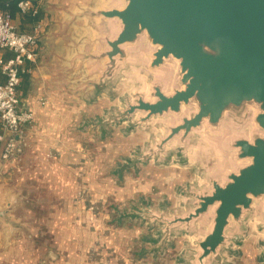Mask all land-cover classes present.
Segmentation results:
<instances>
[{
	"label": "water",
	"instance_id": "water-1",
	"mask_svg": "<svg viewBox=\"0 0 264 264\" xmlns=\"http://www.w3.org/2000/svg\"><path fill=\"white\" fill-rule=\"evenodd\" d=\"M71 17L86 29L74 91L104 103L77 128L139 140L119 177L185 171L201 147L214 159L170 194L117 207L116 221L146 228L142 254L156 262L173 251L172 264H243L250 244L264 264V0H95ZM130 68L146 86L118 93Z\"/></svg>",
	"mask_w": 264,
	"mask_h": 264
},
{
	"label": "crops",
	"instance_id": "crops-1",
	"mask_svg": "<svg viewBox=\"0 0 264 264\" xmlns=\"http://www.w3.org/2000/svg\"><path fill=\"white\" fill-rule=\"evenodd\" d=\"M87 4L41 1L38 58L29 63L32 70L19 88L21 105L34 113V121L19 137L17 158L4 159L0 150V211L11 205L6 217L0 216V264L173 262V251L158 262L142 254L146 228L116 221V209L140 196L157 200L170 194L177 174L166 179L161 174L170 167L150 164L119 177L117 161L138 137H124L118 128L103 141L77 128L83 116L101 111L74 91L81 71L73 57L86 29L85 20L71 13ZM1 54L10 52L0 48ZM240 262L262 264L250 244Z\"/></svg>",
	"mask_w": 264,
	"mask_h": 264
},
{
	"label": "built area",
	"instance_id": "built-area-1",
	"mask_svg": "<svg viewBox=\"0 0 264 264\" xmlns=\"http://www.w3.org/2000/svg\"><path fill=\"white\" fill-rule=\"evenodd\" d=\"M18 7L22 13L39 12L31 0H20ZM41 30L42 23L37 22L32 31H20L12 15L0 11V48L10 52L0 56L1 72L5 77L0 82V150L4 159L18 157L19 137L24 127L34 121V113L21 105L19 88L23 75L32 70L29 63L38 58Z\"/></svg>",
	"mask_w": 264,
	"mask_h": 264
},
{
	"label": "rangeland",
	"instance_id": "rangeland-1",
	"mask_svg": "<svg viewBox=\"0 0 264 264\" xmlns=\"http://www.w3.org/2000/svg\"><path fill=\"white\" fill-rule=\"evenodd\" d=\"M93 1L95 0H89V2H93ZM14 23L16 25L19 24V22L15 19H14ZM148 79H149V76L146 73L139 72V68L138 70L130 68L127 71L126 78L122 81V83L118 87V93H124V92L134 90L136 88H142L146 86ZM103 105L104 103L98 104L99 110L100 108L103 107ZM213 160L214 159L212 155L210 154L209 150L204 147H201L195 151L191 159V162H190L191 165H189V167H187L185 171L180 168L179 169L178 168L176 169L168 168V169H165L164 173H162L161 175L166 179L167 178L175 179L174 175L177 174L176 176L177 182H181L184 180H189V181L198 180L199 175H201L199 172L203 171L204 169L209 168L212 165Z\"/></svg>",
	"mask_w": 264,
	"mask_h": 264
},
{
	"label": "trees",
	"instance_id": "trees-1",
	"mask_svg": "<svg viewBox=\"0 0 264 264\" xmlns=\"http://www.w3.org/2000/svg\"><path fill=\"white\" fill-rule=\"evenodd\" d=\"M20 0H0V11L9 12L13 19H16L18 24V30L20 31H32L34 25L40 21L41 12L37 14L32 13H22L18 7V2ZM38 8L41 6L42 0H31ZM1 73V72H0ZM2 75V73H1ZM3 76V75H2ZM3 80L0 79V82Z\"/></svg>",
	"mask_w": 264,
	"mask_h": 264
}]
</instances>
